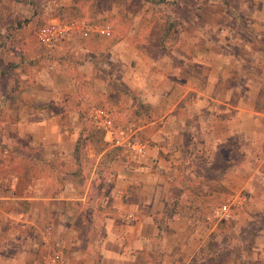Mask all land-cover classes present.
<instances>
[{
    "label": "crops",
    "instance_id": "1",
    "mask_svg": "<svg viewBox=\"0 0 264 264\" xmlns=\"http://www.w3.org/2000/svg\"><path fill=\"white\" fill-rule=\"evenodd\" d=\"M6 1L0 0V112L11 152L2 155L0 170V264H41L46 225L53 226V242L69 264H133L144 242L160 231L166 264H194L212 251L206 246L216 239L217 224L183 209L165 213L178 198L177 188L181 203L195 193L189 181H175L174 175L192 152L195 161L215 165L224 148L232 151L234 156L225 155L223 183L235 194L231 198L245 203L241 192L251 189L249 208L264 211V0H229L234 3L225 8L226 22L210 18L196 24L194 56L179 51L175 69L169 58L145 57L149 66L133 74L135 107L142 102L160 111L144 112L140 105L135 115L147 118L134 122L135 130L118 129L115 114L100 107L113 119L109 131L93 117L99 108L89 109L88 117L105 131L104 149L88 136L70 74L45 71L39 43L13 40L9 31L18 27L12 17L18 21L20 12L14 0ZM173 95L176 103L165 106ZM133 139L147 144L141 158L127 146ZM13 147L34 154L18 156ZM119 147L128 157L114 153ZM235 177L239 183L233 184ZM205 186L199 194L208 191ZM114 219L119 223L112 226ZM133 240L142 244L134 254ZM199 259L195 264L217 261ZM224 264H264V235Z\"/></svg>",
    "mask_w": 264,
    "mask_h": 264
},
{
    "label": "rangeland",
    "instance_id": "2",
    "mask_svg": "<svg viewBox=\"0 0 264 264\" xmlns=\"http://www.w3.org/2000/svg\"><path fill=\"white\" fill-rule=\"evenodd\" d=\"M14 1L16 2L14 8L20 12V19L17 21L16 17H12L13 27H18V29L10 30V35L13 36V40L15 36H19L26 42L39 43L42 54L40 63L45 71L49 73L56 71L62 78L70 74L80 93V97H75L73 101L79 102L82 107V121L89 124L90 128H94L96 123L88 117V110L104 107L115 114L118 129H124L126 132H130L131 128L135 130L134 122L139 121L140 118L143 121L147 118L146 115H135V111L141 110L140 105L144 112L153 110L154 113H158L160 111L153 107L151 109L150 106L147 107L142 102H139V107L138 105L135 107L137 99L133 97L135 80L133 74L137 67L145 69L149 66L143 61L145 57L152 56L162 62L163 59L169 58L170 66L173 69L181 62L178 61L181 58L178 54L179 51L185 50V57L192 59L194 56L192 44L200 36L195 28L196 24L204 23L210 18L222 23L226 22L229 18L224 13L225 8L234 3L229 0ZM3 2L7 1L3 0ZM55 20L64 23H78L84 26L85 30L75 41H61L53 46L40 43L37 38L38 29ZM103 29H110L111 34L102 33ZM84 32H87L88 35H83ZM51 64L54 69L49 70ZM155 68H158V65ZM159 69L163 72L162 67ZM176 75L172 71L171 76H175L176 79ZM177 99L178 96L173 95L165 101L164 105H173ZM2 116L3 114L0 112V170L4 154L7 151L11 152L9 142H4L7 130L5 131L1 124ZM251 132L254 131L251 129ZM13 149L18 156L25 157L27 154H34V150L27 152L20 147H13ZM114 151L124 157L129 155L121 147ZM222 153L223 156L220 155L216 164L211 165L205 159L202 160V163L195 161L192 152L189 162L174 174L177 176L175 181L179 179H181L180 182L189 181L190 183L187 182L189 188L200 196L197 197L195 193L190 192L187 197L182 199V202L185 201L186 206L189 207L187 211L196 216L201 214V218L208 221L212 227L217 224L216 239L206 246L212 251H204L202 255L197 256L194 264L196 260V263H199V258V260L217 259L215 264L227 263L232 254L236 256L251 249L257 234L264 235V211L259 212L249 208L251 189H244L241 192L240 197L248 198L245 203L231 198L235 194L223 183L221 175L228 164L225 155L234 156V153L226 148L222 150ZM252 159L254 160V158ZM26 163L28 166H33V161ZM5 164L4 162V166ZM255 164L256 161H251L249 167L254 170ZM86 168L91 170L93 165L88 164ZM239 179L235 177L233 184L239 183ZM216 180L217 183H215ZM203 184L208 187V191L199 194L203 189ZM184 185L187 187V184ZM180 195L177 188L174 197L179 199L175 200L180 202ZM199 206H202V210L197 209ZM143 213L145 212L143 211ZM138 215L142 216V213ZM112 222V226L119 223L116 219ZM148 232L152 234L151 229ZM107 236L109 235L107 234ZM151 236L149 241L144 242L142 257L133 256V264H166L168 261L163 252L164 241L161 238V231L157 235L154 233ZM141 245L133 240V254L135 250L138 251L137 248ZM149 252L154 253L149 256L147 254ZM141 258L143 259L141 260ZM137 259L139 261H136ZM203 261L201 260L202 263Z\"/></svg>",
    "mask_w": 264,
    "mask_h": 264
},
{
    "label": "built area",
    "instance_id": "3",
    "mask_svg": "<svg viewBox=\"0 0 264 264\" xmlns=\"http://www.w3.org/2000/svg\"><path fill=\"white\" fill-rule=\"evenodd\" d=\"M85 30L84 26L78 23H64L60 20H55L48 24L42 25L37 31V38L40 43L48 46H53L61 41H75L77 37ZM102 33L110 35V29L102 30ZM83 35H88L84 32ZM93 117L103 124L107 130L113 128V119L110 113L99 108L95 111ZM136 158H141L146 154L147 144L142 140L133 139L127 145ZM44 245L46 255L41 261V264H69L63 250H60L53 242V226L48 225L44 231Z\"/></svg>",
    "mask_w": 264,
    "mask_h": 264
},
{
    "label": "trees",
    "instance_id": "4",
    "mask_svg": "<svg viewBox=\"0 0 264 264\" xmlns=\"http://www.w3.org/2000/svg\"><path fill=\"white\" fill-rule=\"evenodd\" d=\"M104 133H105V131L103 129H101V128H98L97 126H95L94 128L88 129V136L92 139V141L95 144H97V147L99 149L100 148L104 149L105 144H106V143L103 142ZM81 148H82V140L79 141V144L77 145V150L76 151L79 152L81 150ZM185 205H186L185 201L181 203V202L175 200V201H173V202H171L170 204L167 205L165 213L169 214L171 212H177V210H179V209H183L184 211H187L186 208H185ZM189 214H190V212H189Z\"/></svg>",
    "mask_w": 264,
    "mask_h": 264
}]
</instances>
